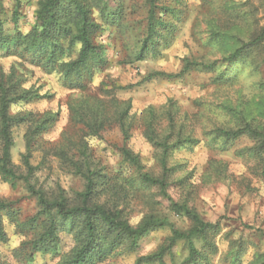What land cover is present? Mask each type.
I'll list each match as a JSON object with an SVG mask.
<instances>
[{
    "label": "trees",
    "instance_id": "obj_1",
    "mask_svg": "<svg viewBox=\"0 0 264 264\" xmlns=\"http://www.w3.org/2000/svg\"><path fill=\"white\" fill-rule=\"evenodd\" d=\"M123 2L38 0L33 24L22 33L16 25L25 0H12L9 22L14 28L12 33H6L7 22L0 0V57L19 60L7 72L0 70V179L11 185L23 182L37 207L35 214L20 222L14 203L0 199V245L8 243L4 216L24 237L11 250L17 264H35L36 256L45 264L47 260L52 264H116V260L135 253L139 242L155 231H166L168 236L155 251L136 256L131 264H211L218 252L216 238L221 233V225L219 221L203 220L196 211L192 205L193 172L187 170L186 163L174 161V155L181 149L199 143L193 137L191 117L174 100L167 99L158 108L148 106L140 117L142 136L153 149L157 172L146 170L140 159L127 150L122 151V162L129 168V174L119 170L109 176L90 166L87 138L98 137L105 128L115 125L126 142L136 118L131 102L114 96V87L102 89L101 98L91 95L88 89L108 63L97 39L109 28H128L125 17L130 8ZM242 7L230 2L225 11L252 20ZM185 11L183 0H146L145 24L131 60L141 62L147 56L157 57L162 49L168 48L175 40ZM241 16L238 17L243 20ZM207 26L209 36L222 51L221 63L214 61L202 66L190 62L178 74L153 72L144 76L141 83L181 79L192 69L215 74L218 84L234 82L245 71L256 74L258 79L248 95L238 91L235 99H226L220 104L222 121L213 123L208 135L223 150L237 139L247 138L252 145L242 153L255 161L264 177V78L259 77L261 65L255 57L264 47V27L254 30L252 22L248 27L232 24L224 30L209 22ZM72 53L73 58L63 60ZM26 65L56 70L72 93L68 104L69 122L80 126L84 135L76 139L64 137V146L53 151L60 159L66 158L65 148L69 146L77 147L81 153L82 161L69 159L76 175L84 181L83 191L74 199L60 188L48 194L30 183L36 171L31 165L32 155L45 151L42 137L54 126L58 113H10L12 106L50 99L48 94H40L39 88H24ZM201 67L203 70H199ZM20 125L26 126L25 152L21 155L24 175L16 171L11 160L12 130ZM209 171L207 181L227 178L226 168L220 163L210 162ZM136 209L139 219L133 223ZM170 216L184 220L188 227L180 229ZM177 246L185 251L180 260H175ZM244 254V247L235 242L229 251V264H241ZM0 264H8L1 251ZM250 264H264V256L256 255Z\"/></svg>",
    "mask_w": 264,
    "mask_h": 264
},
{
    "label": "rangeland",
    "instance_id": "obj_2",
    "mask_svg": "<svg viewBox=\"0 0 264 264\" xmlns=\"http://www.w3.org/2000/svg\"><path fill=\"white\" fill-rule=\"evenodd\" d=\"M123 1V5L130 8L125 17L128 28H109L97 39L103 46L108 63L104 71L94 77L88 89L91 95L101 98L102 89L109 90L114 87V96L120 101H130L136 118L126 142L115 125L105 128L98 137L87 138L90 166L109 176L115 175L119 170L129 174V168L122 162V151L127 150L140 159L146 170L157 172L153 149L142 136L140 117L148 106L158 108L167 99L174 100L181 111L191 117L193 137L199 141L194 147L177 152L174 161L186 163L187 170L193 172L195 193L192 205L196 211L203 220L219 221L221 225V233L216 238L218 252L212 258L211 264H229V251L235 242H240L245 249L241 264H250L256 255L264 256V177L260 175L255 161L246 158L242 153L243 149L252 145L247 138H239L227 150H223L219 142L213 143L208 131L213 123L222 121L218 109L220 104L226 99H235L238 91L248 95L258 77L245 71L234 82L218 84L214 80L215 74L192 69L177 80L155 79L143 83L141 80L153 72L178 74L190 62L202 66L219 62L222 51L217 41L209 36L207 22L216 24L220 30L232 24L248 27L252 22L253 29L259 30L264 27V0H183L186 7L185 17L178 27L175 40L168 48L162 49L157 57L147 56L141 62H133L131 54L136 49V41L142 36L146 0ZM37 2L38 0H25L16 25L22 33H26L33 24ZM108 2L112 4V0ZM230 2L242 4V9L247 10V16L252 20L237 13L242 20L231 14V11H225ZM1 3L7 22L4 26L5 32L12 33L14 26L9 22L12 0H1ZM259 50L260 54L255 57L257 64L261 65L259 77L264 78V47ZM74 55L72 53L63 60L73 58ZM17 60L15 57H0V70L7 72L11 64L19 61ZM26 67L24 88H39V93L48 94L50 99L12 106L10 113H58L56 123L42 137L45 151H36L32 155L31 165L36 171L30 178V183L48 194L60 188L70 199H74L77 193L83 191L84 181L76 175L69 159L82 161L81 153L77 147L69 146L65 148V159L54 155L55 150L64 146V137L76 139L84 135L80 126H73L69 122L68 104L72 93L64 86L56 70L28 65ZM199 70H203V67ZM128 86V89H118ZM25 131V125L12 130L14 146L11 160L16 171L22 175L24 168L21 165V155L25 152ZM212 161L225 166V180H205ZM0 199L14 203L19 211L20 222L37 211L35 200L31 198L23 182L11 185L0 179ZM137 210L132 215L133 223L139 219ZM170 219L182 230L188 227V223L182 219L173 216ZM3 224L8 243L0 245V251L8 264H17L11 257V250L16 249L24 237L17 233L14 225L5 216ZM167 236L166 231L150 233L139 242L135 253L116 260V264H131L136 256L155 251ZM174 255L175 260H180L185 251L177 246ZM35 264L45 263L36 256ZM47 264L52 263L47 260Z\"/></svg>",
    "mask_w": 264,
    "mask_h": 264
}]
</instances>
